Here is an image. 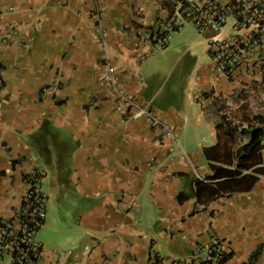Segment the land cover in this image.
Instances as JSON below:
<instances>
[{
	"label": "crops",
	"instance_id": "crops-1",
	"mask_svg": "<svg viewBox=\"0 0 264 264\" xmlns=\"http://www.w3.org/2000/svg\"><path fill=\"white\" fill-rule=\"evenodd\" d=\"M174 5L0 0V222L39 171L46 208L35 264H149L155 254L161 264H208L216 243L231 254L225 264H264V176L249 192L209 194L216 181L204 155L223 121L239 136L246 118L264 115V68L228 81L207 55L210 31L175 42L195 57L184 66L181 56L167 70L148 66L150 30ZM172 47L169 38L164 53Z\"/></svg>",
	"mask_w": 264,
	"mask_h": 264
},
{
	"label": "built area",
	"instance_id": "built-area-1",
	"mask_svg": "<svg viewBox=\"0 0 264 264\" xmlns=\"http://www.w3.org/2000/svg\"><path fill=\"white\" fill-rule=\"evenodd\" d=\"M174 12L170 19L160 24L152 32V42L164 50L168 44L170 35L180 31L186 24H192L199 33L210 31L213 36L207 42V55L213 62L215 70L228 81L239 82L236 72L246 68L254 72L256 68H264V0H228L222 4L210 1L204 4H193L189 0L182 6L175 1ZM230 33L219 37L226 28ZM162 32L167 35L159 37ZM109 82L114 83L110 75ZM129 108L135 115L145 116L155 128L164 130L175 137V132L165 124L161 123L150 110L138 106L132 99L124 98ZM42 174L32 170L26 175L27 190L22 196L19 210L14 215L12 223H7L0 231V262L4 256H8L10 264H31L30 252L38 256L41 246L34 240L39 231L30 230L42 227L45 218L46 197L40 190ZM20 236V242L25 249H19L18 242L6 241V238ZM17 250L12 259V251ZM223 251L221 244L216 243L211 248L212 262L215 264L217 255ZM154 258L160 260L155 254ZM161 264V261H160ZM182 264V263H175Z\"/></svg>",
	"mask_w": 264,
	"mask_h": 264
},
{
	"label": "trees",
	"instance_id": "trees-1",
	"mask_svg": "<svg viewBox=\"0 0 264 264\" xmlns=\"http://www.w3.org/2000/svg\"><path fill=\"white\" fill-rule=\"evenodd\" d=\"M184 5L186 0H175ZM174 9V6H173ZM152 30H150L152 34ZM166 32H162L159 37L166 36ZM152 39V36H150ZM153 45L156 42H152ZM168 45V44H167ZM167 45L164 49L167 48ZM246 127L242 129L237 135V127L232 123L224 122L217 127V130L225 128L223 137L217 135V144L213 147L204 150V155L209 161V167L212 170V176L209 178L214 184L213 189H209V194L222 195L225 193H244L249 192L251 188L258 181L259 177L264 176V167L262 165V152L264 151V115H255L251 118L244 120ZM239 137L240 138L239 140ZM239 140V141H238ZM240 143V145H239ZM26 177V176H25ZM201 182H197V190L200 193L199 185ZM197 200H199L197 196ZM14 217L8 221L0 222V231L5 228L7 223H12ZM43 224V222H42ZM29 229L39 231L38 228H33L32 224L28 225ZM14 240L18 242L19 249H25V245L20 242V236L17 235L15 239L13 237L6 238V241ZM17 250L12 251V259L15 257ZM29 257L31 264H35L38 256H33L30 252ZM260 254V248L253 252L249 257V262L256 261ZM213 253H209L208 264H212L211 257ZM231 257V254L220 251L217 255V261L215 264H225ZM149 264H160V260L149 256ZM13 264V263H12ZM15 264V263H14Z\"/></svg>",
	"mask_w": 264,
	"mask_h": 264
},
{
	"label": "rangeland",
	"instance_id": "rangeland-1",
	"mask_svg": "<svg viewBox=\"0 0 264 264\" xmlns=\"http://www.w3.org/2000/svg\"><path fill=\"white\" fill-rule=\"evenodd\" d=\"M195 36H202V35L196 30V28L192 24H186L180 31L170 35V38L172 39V42H174L176 49L172 47V49L164 53V50H162L157 45L150 48L151 57H149L150 63L148 66H150L151 63L154 64L156 63L159 65L160 68H164V70H167L169 66H171V63L175 61L176 57H180V56L182 58V66H184L185 64L188 63V61H191L195 57L192 56V54L186 56L185 52L183 51V48H181L180 50V45H178L175 42H178L183 38H188V37L193 38ZM179 51H182V55L179 54L180 53Z\"/></svg>",
	"mask_w": 264,
	"mask_h": 264
}]
</instances>
